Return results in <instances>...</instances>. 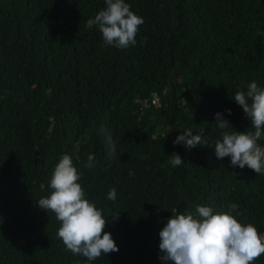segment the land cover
<instances>
[{
  "label": "trees",
  "instance_id": "obj_1",
  "mask_svg": "<svg viewBox=\"0 0 264 264\" xmlns=\"http://www.w3.org/2000/svg\"><path fill=\"white\" fill-rule=\"evenodd\" d=\"M125 2L144 23L118 49L86 26L105 0H0V264H173L159 259V231L197 205L236 203L237 219L264 233V174L214 151L217 112L254 130L232 98L264 87V0ZM185 128H203L207 143L174 144ZM173 153L184 163L173 167ZM63 154L119 249L95 261L66 250L55 214L37 205Z\"/></svg>",
  "mask_w": 264,
  "mask_h": 264
},
{
  "label": "clouds",
  "instance_id": "obj_2",
  "mask_svg": "<svg viewBox=\"0 0 264 264\" xmlns=\"http://www.w3.org/2000/svg\"><path fill=\"white\" fill-rule=\"evenodd\" d=\"M105 7L99 10L86 26H98L105 45L118 49L134 46L143 17L136 14L125 0H105ZM146 42L142 40L141 43ZM241 108L254 130L237 131L220 112L215 114L216 127L221 130L220 139L214 143L217 158L230 157L233 166H247L257 175L264 174V146L258 141L264 139V87L252 81L246 91L238 90L232 98ZM228 115L231 110L227 109ZM107 150L108 159L116 155L111 130L101 125L98 130ZM186 149L207 143L203 128L193 134L185 128L173 141ZM170 163L173 167L184 163L183 158L173 153ZM92 154L87 157L86 168L95 167ZM81 173L68 154H63L55 164L49 181L50 193L41 197L37 205L46 212L51 211L60 222L57 236L66 250L73 255L95 261L101 255L118 251L111 233L104 231L106 220L102 209L86 197L79 183ZM107 199H116L112 188ZM238 205L231 203L226 210L214 212L212 207L197 205L195 212L188 209L177 212L167 219L159 231V249L162 261L173 264H254L264 255V233L254 223L241 222ZM114 218H118L114 214Z\"/></svg>",
  "mask_w": 264,
  "mask_h": 264
},
{
  "label": "built area",
  "instance_id": "obj_3",
  "mask_svg": "<svg viewBox=\"0 0 264 264\" xmlns=\"http://www.w3.org/2000/svg\"><path fill=\"white\" fill-rule=\"evenodd\" d=\"M150 103H151L152 105H156V103H157V99H156V97H154V98L150 101ZM144 105L146 106L147 103L145 102Z\"/></svg>",
  "mask_w": 264,
  "mask_h": 264
}]
</instances>
